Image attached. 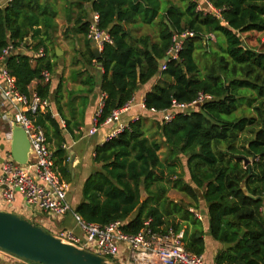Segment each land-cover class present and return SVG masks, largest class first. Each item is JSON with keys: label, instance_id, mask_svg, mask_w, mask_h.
<instances>
[{"label": "trees", "instance_id": "1", "mask_svg": "<svg viewBox=\"0 0 264 264\" xmlns=\"http://www.w3.org/2000/svg\"><path fill=\"white\" fill-rule=\"evenodd\" d=\"M206 1L218 12L207 9L201 0H62L67 23L63 36L77 38L78 57L73 64H82L70 72L82 86L80 94L69 98L62 76L54 89L51 79L42 76L43 70L53 74L56 52L51 42L60 17L57 0H11L0 8V55L11 47L4 64L20 92L55 99L64 127L49 110L29 116L52 143L54 170L61 179L69 176L63 130H79L76 103L84 104L96 87L104 95L98 123L155 78L144 95L146 109L168 108L173 99L189 102L198 92L211 95L198 110L177 113L168 122L153 119L152 131L139 117L129 122L128 129L96 145L93 159L99 167L83 182L75 212L101 225L122 220V228L131 234L150 218L152 230H183L184 248L203 254L202 220L194 211L205 208L208 235L220 243L215 264H264V49L246 46L241 36L264 32V0ZM198 2L202 9H197ZM91 13L98 15V27L111 39L103 44L99 58L86 36ZM141 26H156L155 36L138 33ZM186 30L194 36L185 40L178 59L166 61L161 70L172 35ZM210 34L222 36L224 45L212 49L211 58L201 65L193 55L195 39L207 46ZM40 49L39 56L28 52ZM99 63L98 81L86 66ZM32 81L36 84L31 90ZM66 105L74 107L70 116L63 109ZM179 162L182 171L176 174ZM167 173L174 176L166 178ZM169 188L189 198L184 217L190 219L191 228L168 218L178 211L167 208ZM225 243L230 246L224 247Z\"/></svg>", "mask_w": 264, "mask_h": 264}, {"label": "built area", "instance_id": "2", "mask_svg": "<svg viewBox=\"0 0 264 264\" xmlns=\"http://www.w3.org/2000/svg\"><path fill=\"white\" fill-rule=\"evenodd\" d=\"M201 1L210 11L218 12L206 0ZM197 9H202L199 2ZM86 36L100 51L104 43L111 42L108 32L98 27L96 13L91 15ZM193 36L194 32L190 30L172 35L171 45L166 51L161 70L166 68V61L178 59L185 40ZM210 37L214 39L213 34H210ZM10 51L11 47H7L0 55V109H2L0 111V126L2 123L11 124L12 122L20 125L28 137L30 152L26 164L23 165L16 163L9 152L3 158L0 165V201L9 203L13 201L15 193L19 192L30 211H39L53 217H60L70 212L79 228L84 232V239H80L70 230L64 229L54 235L63 242L92 251L108 261H110L109 256H116L119 253L123 244L128 250L130 264H205L203 254H195L184 248L181 231L176 233L171 228L166 232L154 231L150 227V218L144 222L143 227L137 233L131 234L122 228L124 224L122 220L101 225L85 221L75 210H72L67 201L68 185L54 170L53 154L48 147L45 132L29 116V112L33 113L37 110H49L53 117H58V114L51 111L49 100L41 99L35 94L28 96L18 90L15 78L8 72L4 64ZM35 54L36 56L42 55V49ZM42 76L46 81L51 79L48 70H43ZM103 96L102 93L99 109L94 115L93 125L88 134L95 133L101 125H110L111 129L105 137V140H108L128 129L129 123L121 120V113L130 108L134 96L122 107L113 109L101 123H98L96 116L100 114ZM211 98L212 96L209 94L198 92L195 98L189 102H179L173 99L168 108L146 110L159 116V120L168 122L177 113L186 114L198 110L201 104ZM7 106L9 109L3 110ZM59 123L64 127L62 119H59ZM63 147L66 148L64 145ZM194 214L196 217L202 218L201 212L195 210ZM0 253L15 264H37L1 251Z\"/></svg>", "mask_w": 264, "mask_h": 264}, {"label": "crops", "instance_id": "3", "mask_svg": "<svg viewBox=\"0 0 264 264\" xmlns=\"http://www.w3.org/2000/svg\"><path fill=\"white\" fill-rule=\"evenodd\" d=\"M9 1H11V0H0V8L6 6L9 3ZM91 15H92V13L90 14V16ZM23 47L25 48L26 44H24ZM56 47H58V46H56ZM75 47L78 48V45H76ZM28 52L33 53V55L36 56V54H35L36 52H32L30 50H28ZM62 53H63V51H62ZM81 65H82L81 63H79L78 66L72 65V67L70 68V72H71L73 67L76 68V67H80ZM86 68L88 69V71L93 72L96 79L99 81L100 73L98 70H100L101 67H99V65L97 64L96 67L86 66ZM96 70L99 73L98 76H97V74H95V72H97ZM60 76L61 75H59L58 73L56 76L51 75V88L52 89H54L57 86L59 79H60ZM66 82H68L69 84H72V85L78 84L77 80L72 79L71 74L69 76V79L63 78V83L65 84ZM155 82H156V78L145 83V84H143V85H141L138 88V90L133 95L134 97H133V100L131 102L130 108L121 113V120L122 121L129 123L135 119H138L141 116H145V117L148 116V117H151L155 120L156 119L159 120L158 119L159 117H157V115L150 113L143 106L144 95L147 91H149L152 88V86ZM35 84H36V81H32L29 85V88L32 90L33 87L35 86ZM94 92L96 94V98H93L91 96L92 101L89 104L88 108L86 109V113H85L86 116H85L84 125H81L78 131L75 129H73L72 132H68L66 130H63V135L65 136L64 146L66 147L65 149L68 152L67 164H68L69 176L75 182V188L74 189H72V187L70 185L71 182H69V184L67 183L68 190L70 189V192L67 191L68 192L67 193V196H68L67 201L70 200L68 202L70 204V206L77 203V200L79 199V194H81L83 182L85 181V179L90 174V167H89L90 163L87 162V155L88 154L87 153L84 154V150L87 149L88 151L91 152V155L93 156L94 150L92 151L91 148L94 146V144L98 145V144L103 143L105 141V137H106L107 133L111 129L110 125H101L98 127V129L96 130L95 133H93L91 135L88 134L89 129L93 125V118H94L95 113L99 109V104H100V101L102 98V93L98 87L95 88ZM49 103H50L51 111L53 113H57L55 103L53 101H51L50 99H49ZM64 107L65 106H63V109H64ZM7 108L9 109V107L7 106L3 110H7ZM1 110L2 109H0V111ZM55 118L57 120H59L57 116ZM4 125L6 126V129L4 127V129H2V131H1L2 136L0 134V165H1L3 158L6 156V154L8 152L10 153V137H9V135H10V123H5ZM75 136H78V138L75 139ZM91 138H93L92 139V142H93L92 145L90 144ZM182 161H183V165H185V159H182ZM184 168H185V166H184ZM78 177H80L79 181H77ZM185 177H187V174H185ZM76 184H77V186H76ZM178 192L181 193L180 191H178ZM167 195H168V197H170L171 193L168 192ZM170 199L180 200V199H184V197H182V196H180L178 198H171L170 197ZM75 205H77V204H75ZM0 210L10 211V212H13L15 214L20 213V212L31 214V211L28 209V207H26V205L24 203L23 196L19 192L15 193L13 201H11L9 203H5L4 201H0ZM200 212L202 214V218H201L202 225L204 227V231L206 232V234H204L205 247H208L210 252H212L210 255V259L208 257L205 258L204 253H203L204 262L206 261L205 264H207L208 261L209 262L211 261V263L214 264V256H215L217 249L220 247V243L213 240L210 237V235H208V232H207L208 217L206 214V209L200 208ZM42 214H44V213H42ZM47 216H50V215H47ZM53 218H55V217H53ZM56 218H59L60 220H62L66 226L71 228V230L77 225L75 218L70 213H66V214H64L60 217H56ZM41 220H42L43 224L49 223V222H47L48 220H46V222L44 219H41ZM183 227H185V225ZM182 231L183 230H181V232ZM124 255H126V257H127V264H130L128 250L125 247V245L122 244L120 247L119 253L116 255L119 257V259L122 263H123V261H126V260H123ZM1 257L2 258H0V264H12L13 263L11 260H9L7 257H5L4 254H2V253H1Z\"/></svg>", "mask_w": 264, "mask_h": 264}, {"label": "rangeland", "instance_id": "4", "mask_svg": "<svg viewBox=\"0 0 264 264\" xmlns=\"http://www.w3.org/2000/svg\"><path fill=\"white\" fill-rule=\"evenodd\" d=\"M61 4H62V0H57V6L60 12V17L57 18V22H58V29L57 32L54 36L53 41L51 42V46L54 45V50L56 52V46H58L59 49H61L63 51V53H61L60 55H56L53 56V76H56L57 73L59 75H61L64 79H69L70 76V68L72 67L74 60L78 57V55L76 54V50L77 49L75 46L78 45L79 46V41H77V38H66L63 36V31L65 29V26L67 25V23L64 20V13H63V9L61 8ZM156 26L149 28L146 26H141V29L138 31V33L141 32H147L149 34H151L152 36H155L156 33ZM214 35V34H213ZM242 38L244 40V44L246 46L249 47H254L256 49H264V32H257V31H249L246 33H243ZM28 42L30 43V41L28 40ZM195 43L197 45V48L194 51V57L196 58V60L198 62H200V64H205L210 58H211V50L212 49H218V45H224V38L220 35H214V39H210L208 40V44L206 45H202L199 39H195ZM207 50L208 52L206 53V57H202L201 56V52ZM97 71V70H96ZM90 72V71H89ZM92 74H94L93 72H90ZM95 74H97V76L99 75L98 71L95 72ZM81 85L77 84V85H72L69 84L68 82H66L64 84V89L66 91L67 97L69 98V95L71 94L72 96H75L76 94H80L79 88L81 89ZM84 88V87H83ZM91 96L93 98H96V94L93 91L90 94H87L85 96V100L86 101L84 104H81L79 102L76 103L77 106V114L74 113V116L76 118V120H79L81 122L82 125H84V121H85V113H86V109L88 108L89 104L91 103ZM51 101L55 102L54 97H50ZM66 114H68L70 116L69 112L74 111V107L73 106H69L66 105L64 107ZM144 122V125L148 128H150V130L152 131V129L154 130L155 128V122L153 120V118L148 117V116H141ZM159 117V116H157ZM159 119V118H158ZM5 123H2V125L0 126V134L2 136V129H6V126L4 125ZM78 136H75V139H77ZM63 139L65 141V136L63 135ZM92 139L90 140V144L92 145ZM97 145V144H96ZM96 145L94 144V146L91 148V150H95ZM48 147L50 149H52V143L48 142ZM87 153V162H89L90 164V174L94 171H96L99 167L98 164H96L94 162L93 156L91 155V152L88 151L87 149L84 150V154ZM163 153H164V148L162 147L159 155L161 158H163ZM86 156V155H85ZM184 159V158H183ZM86 160V159H85ZM86 162V163H87ZM183 163V161H182ZM182 163H176L177 167H176V174H179L182 171ZM56 171V170H55ZM57 172V171H56ZM167 171H165L166 173ZM58 174V173H57ZM89 174V175H90ZM88 175V176H89ZM169 176H174L173 174L167 173L165 174V177H169ZM80 177H78L77 181H79ZM62 180L67 184H69V182H71V187L72 189L75 188V182L73 181V179L70 176H66L63 177ZM77 186V184H76ZM68 192H70V189L68 190ZM67 192V193H68ZM75 192V191H74ZM143 192V191H142ZM170 192L171 193V198H178L180 196L184 197V199H170V197H168L167 193ZM166 195L168 200V205L167 208H170L171 210H173L174 212L176 210V213H172L170 215H168V218L171 220H174L175 222L180 221V223L184 224L185 226L188 225L191 228V223H190V219L185 218L184 214L186 213V210L188 209V201L189 198H187L182 192L179 193L178 190L176 191V189L173 188H169L167 191ZM69 195V194H68ZM78 196V195H77ZM68 197V196H67ZM187 201H186V200ZM82 200V190H81V194H79V199L77 200L78 204L80 201ZM70 200H68L69 202ZM71 205L72 210H75L76 205ZM200 210V209H198ZM17 212V211H16ZM70 213V212H69ZM19 217L25 218L28 221L34 223V224H38L40 226H42L44 229L48 230L49 232H51L52 234H57L59 230H70L71 232L74 233V235H76L77 237H79L80 239H84V232L76 225L72 230L70 227L66 226L64 224V222L62 220H60L59 218H53L52 216H47L45 214H42V212L39 211H31V214H27V213H16ZM71 214V213H70ZM183 216V217H182ZM44 217V218H43ZM184 218V219H183ZM44 219L45 222L46 220H48L46 224H43L42 220ZM203 226V225H202ZM204 234H206V232L204 231V227H202ZM212 252H210V250L208 249V247H205L204 250V256L205 258L208 257L210 259V255ZM5 256V255H4ZM6 257V256H5ZM0 258L1 257V253H0ZM108 259L110 261H112L113 263L116 264H127V257L126 255L123 256V263L120 261L118 256H109ZM206 262V261H205ZM207 264H212L211 261L207 262ZM215 264V263H214Z\"/></svg>", "mask_w": 264, "mask_h": 264}, {"label": "water", "instance_id": "5", "mask_svg": "<svg viewBox=\"0 0 264 264\" xmlns=\"http://www.w3.org/2000/svg\"><path fill=\"white\" fill-rule=\"evenodd\" d=\"M55 49L56 55L62 53L58 47ZM91 51L95 58L100 57V49L95 44H92ZM98 65L101 67L100 63ZM29 152L30 143L25 131L12 122L10 154L13 160L21 165L26 164ZM248 162L245 158L244 163ZM141 194V200H144L146 193L143 191ZM228 246L229 243L224 244V247ZM0 251L37 264H116L92 251L63 242L42 226L3 210H0Z\"/></svg>", "mask_w": 264, "mask_h": 264}]
</instances>
